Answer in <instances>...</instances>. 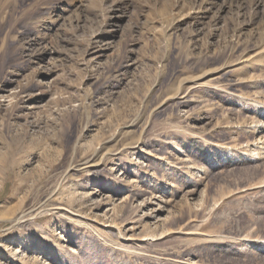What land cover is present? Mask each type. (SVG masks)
<instances>
[{
    "label": "rangeland",
    "instance_id": "1",
    "mask_svg": "<svg viewBox=\"0 0 264 264\" xmlns=\"http://www.w3.org/2000/svg\"><path fill=\"white\" fill-rule=\"evenodd\" d=\"M263 144L264 0H0V264H264Z\"/></svg>",
    "mask_w": 264,
    "mask_h": 264
},
{
    "label": "bare ground",
    "instance_id": "2",
    "mask_svg": "<svg viewBox=\"0 0 264 264\" xmlns=\"http://www.w3.org/2000/svg\"><path fill=\"white\" fill-rule=\"evenodd\" d=\"M264 145V144H263ZM20 218L21 217H16L15 219H14V222H17L18 223V221L20 220Z\"/></svg>",
    "mask_w": 264,
    "mask_h": 264
}]
</instances>
